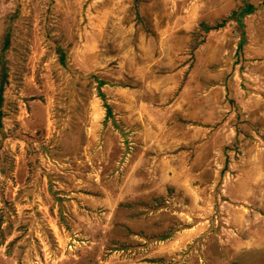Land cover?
<instances>
[{
	"label": "rangeland",
	"instance_id": "374dc122",
	"mask_svg": "<svg viewBox=\"0 0 264 264\" xmlns=\"http://www.w3.org/2000/svg\"><path fill=\"white\" fill-rule=\"evenodd\" d=\"M255 148L264 0H0V264H240L191 213Z\"/></svg>",
	"mask_w": 264,
	"mask_h": 264
},
{
	"label": "crops",
	"instance_id": "0c3cea01",
	"mask_svg": "<svg viewBox=\"0 0 264 264\" xmlns=\"http://www.w3.org/2000/svg\"><path fill=\"white\" fill-rule=\"evenodd\" d=\"M198 52L199 47L194 53L198 55ZM254 138H257L255 131ZM256 149L254 153L249 154L248 163L247 158H245L246 163L242 158L238 173H228L230 181L223 177L220 188H218L220 202L215 204L213 194H210L211 210L217 205L214 214L208 213L207 217H199L195 210L191 213L192 218L195 219L194 223L197 224L200 218L208 224H215L214 219H217L216 228L220 234L217 233L216 236H224L223 240L221 238L219 240L220 246L223 247L221 249L224 252L230 250L240 254V264H248L246 263L248 259L242 258L243 254L249 255V252L264 251V148ZM221 195L225 198H221ZM200 233V231L198 233V225L192 224L190 229L186 228L180 234L185 237L189 235L188 241L193 242ZM224 259L225 257L220 260L224 261Z\"/></svg>",
	"mask_w": 264,
	"mask_h": 264
},
{
	"label": "trees",
	"instance_id": "16d2710c",
	"mask_svg": "<svg viewBox=\"0 0 264 264\" xmlns=\"http://www.w3.org/2000/svg\"><path fill=\"white\" fill-rule=\"evenodd\" d=\"M218 26H215L213 29H217Z\"/></svg>",
	"mask_w": 264,
	"mask_h": 264
}]
</instances>
